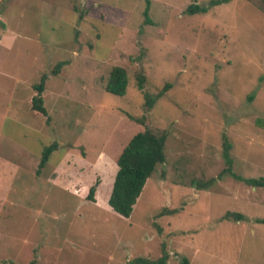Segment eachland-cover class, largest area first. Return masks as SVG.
I'll use <instances>...</instances> for the list:
<instances>
[{"label":"rangeland","instance_id":"374dc122","mask_svg":"<svg viewBox=\"0 0 264 264\" xmlns=\"http://www.w3.org/2000/svg\"><path fill=\"white\" fill-rule=\"evenodd\" d=\"M212 1L150 0V21L147 0L0 3L20 35L0 48V263L131 264L166 253L167 264H264V187L231 175L207 190L191 184L226 168L224 135L234 173L264 178V0L186 13ZM117 66L128 73L123 96L106 90ZM43 74L49 124L29 103ZM163 90L148 110L145 93ZM146 128L167 133V159L126 219L108 199L117 159ZM227 212L246 219L223 220Z\"/></svg>","mask_w":264,"mask_h":264},{"label":"trees","instance_id":"16d2710c","mask_svg":"<svg viewBox=\"0 0 264 264\" xmlns=\"http://www.w3.org/2000/svg\"><path fill=\"white\" fill-rule=\"evenodd\" d=\"M229 0H213L210 6H202L200 4H191L186 13L189 15L206 14L209 12L210 7L220 5L228 2ZM151 2L147 0V8L145 9V16L147 21L149 20ZM68 64L66 61H61L51 71L52 75H58L61 69ZM48 74H43L40 82L34 85L36 94L30 99V110L40 117H45L47 123H50V116L47 107L45 106V100L43 94L46 89V81ZM137 87L139 90H144L147 82L144 74L138 73L136 75ZM128 87V73L126 69L122 67H114L109 75V79L106 85L107 92L123 96L127 93ZM169 85L166 86V89ZM165 91H161L157 95H151L145 93V102L147 109H152L157 101L164 96ZM139 124L145 125L144 120L135 119ZM223 143V156L226 162V168L219 174L218 178H211L207 181L194 179L191 181L192 186L199 190H207L212 187L218 179H222L225 175H231L234 178L244 181L247 184L254 187H264V178L260 179H244L237 175L233 171L234 160L231 156V150L233 148L231 142L227 136L224 135ZM166 141L167 133L165 131H153L146 128L144 131H140L135 134L123 149L119 158L117 159L118 170L114 176L111 193L108 199V207L111 211L117 213L121 217L129 219L133 212L138 199L140 198L144 187L146 186L148 179L155 173L159 165H163L166 162ZM58 143L54 142L49 146H46L43 150L41 161L39 164V170L37 173L47 165L50 156L53 152L58 150ZM99 179L97 182L89 188L86 199L91 202H97L96 193L98 185H100ZM165 211L169 213H179L180 209ZM246 216L242 213L227 212L223 220L230 221H243ZM257 223L264 224V219H256ZM168 255H163L157 260L146 259L142 257L135 258L131 261V264H167ZM188 260L184 259V264H187ZM2 264V263H0ZM30 264H36L35 261H31Z\"/></svg>","mask_w":264,"mask_h":264},{"label":"crops","instance_id":"0c3cea01","mask_svg":"<svg viewBox=\"0 0 264 264\" xmlns=\"http://www.w3.org/2000/svg\"><path fill=\"white\" fill-rule=\"evenodd\" d=\"M4 1V0H0V3ZM9 8V4L6 5V8L4 7L2 9V11L0 10V48L1 47H10V45L17 41L16 38H20V35H17L16 33H13L9 28H8V25L9 23H7V20H6V14H7V10ZM6 21V22H5ZM1 22L5 24L4 25H1ZM2 26V27H1ZM11 43V44H10Z\"/></svg>","mask_w":264,"mask_h":264}]
</instances>
